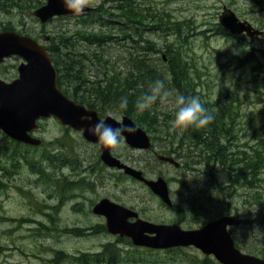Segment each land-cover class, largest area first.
<instances>
[{
  "label": "rangeland",
  "instance_id": "1",
  "mask_svg": "<svg viewBox=\"0 0 264 264\" xmlns=\"http://www.w3.org/2000/svg\"><path fill=\"white\" fill-rule=\"evenodd\" d=\"M29 1L30 6L37 4L39 1L46 2V0ZM101 1L102 0H91L90 7H96ZM139 2L142 3V6L146 4V6L151 7L153 11L157 12L159 15L170 14L173 21H188L184 27L189 26L190 29L185 28L184 30L183 35L185 43H183V50H181L185 53L187 62L189 63L186 67L187 76L194 79L199 85L197 91L202 93L205 101L217 106L221 105L222 108L226 105L224 113L228 111V103H233V108L236 107L241 113L240 122L237 123V121H239L237 118L234 120L236 127L234 132H238L245 142H248L250 145H256L260 142V139L264 140V55L261 53V51H264L263 0H259V2L256 0H149V2L147 0H139ZM226 10H231L241 22L249 24L252 35L245 33V39L242 41L236 40L230 42L225 35L217 34L219 18ZM33 11H35V9L32 8H26L24 11H14L18 17L12 18L15 21L13 25L17 30L23 29L18 26V21H22L26 31L35 39L43 41L45 37L51 38L60 31H65L68 36H71L83 29L82 25L76 22L80 17L70 16L63 17V19L58 18L49 24L42 25L32 16ZM18 12H23L24 15ZM7 16L10 19L11 15ZM88 31L95 33L99 32L98 28L89 29ZM147 37L153 39L159 48H164V45L168 43H176L175 36L164 30L149 32ZM78 47L79 49H87V46L83 47L82 43ZM254 47L257 50L253 49ZM95 50V48H90V52H94ZM243 52L250 53L252 60L246 62L241 68L233 64L228 69V60L230 56H235L233 61L237 56H242L244 58L247 56L248 58V53L243 56ZM104 54H106V58L111 59V62L115 63L119 69L126 66V57L128 55L126 47L123 48L118 45V43L109 44ZM163 56L164 53L154 54L150 52L147 54V58L151 59L149 60V64H154L153 61L159 64V58ZM19 64L20 59H12L7 61L5 65H1L0 71H8L10 73L4 75L0 72V79L7 82H11L15 79L17 77L16 72L10 70L12 67H18ZM159 66H161V64H159ZM172 106V104H159L156 111L168 112L172 109ZM107 116H111L120 122L124 115L109 111L106 112L103 117L105 118ZM153 134L154 133H152V135ZM35 135L37 138L43 140L44 145L48 143L46 148L64 150L75 156L80 155L77 157L81 160L89 158V160L93 161L98 154L97 148L87 144L80 133L70 129L66 130L56 119L43 121L39 129L35 132ZM1 138L2 136L0 135V139ZM49 143L52 144L50 145ZM232 144H234V148H236L235 141H232ZM160 145L161 143H159L158 147ZM162 148L163 147H161V149ZM235 152L236 151L233 153ZM115 153L125 164L135 169H140L139 167L144 164L147 158L144 152L126 146L124 142L123 147ZM40 154L41 152H38V155ZM221 156L222 155L218 153L217 159L219 160ZM205 157V154H203L198 163L201 175H204L211 165L208 166L206 164ZM21 165L22 168L11 178V186L13 187L9 190L0 188V264H43L44 262L37 258H44V255L41 253L43 251H40L39 243L23 232L13 236L9 231H11V228L15 227V225L11 223L9 227L5 222L7 217L13 218L16 219V226L22 227V225L25 224L20 223V220L26 219L27 217L46 221L41 215L39 207H41V211H44L42 202L49 194V192H47L49 187H47L46 184L42 185L38 181V177L30 172L29 165L24 162ZM69 170H71V172H69ZM69 170L65 171L66 175L74 173L71 168ZM147 172L150 178L157 172H161L166 177L173 179L169 184V188L171 191L170 197L176 208H178V206L184 207L189 197L194 193L195 189H193L191 193L182 189L176 181L177 177H180L179 172L166 165L158 166L156 163H152ZM104 174L105 176L101 180L96 181L94 179L93 181H89L93 183V186L83 192L85 197L90 200V205L92 201L97 202L100 199L107 198L129 208L134 207L136 211L141 213L140 218L146 221L167 224L177 219L175 214L162 208L159 199L153 196L148 189H145L140 184L133 182L129 178L126 180L122 178L119 181L114 179L113 176H109L116 175V173L112 174L106 172ZM226 176L229 177V175ZM184 178L188 180L187 184L192 185L189 177L186 176ZM5 179L8 183L9 179L7 176ZM222 185V178L217 175L216 178L209 182L208 191H212L213 193L223 192V190L219 188ZM237 188L240 189L241 186ZM80 191L82 190L78 188L73 193L80 194ZM240 200L241 199L235 198L233 201L237 202ZM81 201L84 202V209L80 205L79 206L83 211H79L77 207H75V204H80V202L69 200L67 204L61 206L57 212H54L55 216H57L58 228H76L79 226L87 228L91 224L96 225V223H102L99 217H94V213L89 214L90 210L86 213L85 208L86 205L89 204L88 200ZM17 221L19 223H17ZM52 226L55 227L54 223H52ZM57 233V240L55 242L48 241L47 246L50 245L48 247L63 251L68 255H78L81 252L95 250L98 249L101 243L116 240L106 235H102L98 238H70L62 236V232L58 230ZM235 234L237 235V233ZM119 243L123 245L129 254L134 252V248L125 244L122 239ZM258 245V243L256 244L254 242L253 237L250 236L246 248H257ZM17 246L24 251H15ZM143 253L147 254L146 257L148 261L137 263L126 262L125 264H187L183 258L184 255H186L187 260L192 262L196 261V258L199 259L198 255L191 252L177 254H166L162 252L159 254V252L155 251L148 253L143 251ZM26 255L36 256L34 259H29ZM155 256H159L165 260H167L168 256H175V260H168L165 263H153L152 260H156ZM63 264L71 263L68 261Z\"/></svg>",
  "mask_w": 264,
  "mask_h": 264
},
{
  "label": "trees",
  "instance_id": "2",
  "mask_svg": "<svg viewBox=\"0 0 264 264\" xmlns=\"http://www.w3.org/2000/svg\"><path fill=\"white\" fill-rule=\"evenodd\" d=\"M147 1L149 2V0ZM256 1L259 2V0ZM29 3V0H0V10H7L12 13L18 10L24 11L26 8L37 9L44 5V2L41 1L33 6H30ZM140 3L139 0H102L89 14L76 20L78 24L82 25V31L71 36H68L65 31H60L46 43L47 51L58 73L57 85L70 99L86 106L88 109L97 110L100 116H104L109 111L128 116L147 133H154L160 138L163 136L165 138L170 137V146L177 148V132L179 129L173 130L170 123L174 119L175 106L173 105L168 112H159L156 111L159 105L157 103L150 110L140 112L136 108V102L138 98L149 92L150 87L157 80L163 81L166 88L178 94H182L180 91L183 88V83L185 86L192 87L191 82L193 79L189 78L186 72L189 63L185 53L181 51L183 50V43H185L184 30L185 28L190 29V27H184L188 21H173L170 14L159 15L151 7L146 6V4L142 6V3ZM6 27L4 31H17L22 35L31 36L24 28L17 30L12 21ZM95 28H98V33L88 31ZM158 30L170 32L175 36L176 43H168L164 45V48H159L153 39L147 37L149 32ZM217 34L228 36V33L224 31L220 24L217 26ZM81 43L83 47L87 46V49H79L78 46ZM114 43H118L123 48L126 47L128 51L126 66H123L122 69H119L104 54L106 47ZM90 48L96 50L90 52ZM150 52L154 54L164 53L165 57L159 58L158 62L161 66L156 64L155 61H153L154 64H149L151 59L147 58V54ZM247 53L243 52V56ZM261 53L264 55V52L261 51ZM247 55L248 58L245 57L247 58L245 62H250L252 60L251 54L248 53ZM235 60H240L239 56ZM192 96H197V94L193 93ZM122 99H127V109L122 110L119 108ZM200 100L214 118L208 126L201 129L207 128L215 131L217 146L220 147L221 133H227L230 130V128H225L224 124L222 125L224 120H227L224 113L226 105L223 108L219 105L217 110H213V105L210 102L203 101L201 97ZM234 110L236 108L233 109V112H235ZM234 120L235 115L232 118L233 122ZM66 130L68 129L66 128ZM0 135L2 136L0 139L1 189L4 190L8 186L3 179L6 176L12 178L22 168L21 164L23 162L29 165L30 172L38 177V181L42 185L46 184L47 187L53 186L54 175L56 174L57 193L62 202L71 200L76 189L88 186V183L83 181L80 183L70 182V178H67L63 173L65 167L74 165V168H76L75 166H78L76 164L77 160L71 157L74 156L73 154H69L64 150L48 149L46 148L48 143L40 148H34L12 141L1 132ZM38 152H41V154L38 155ZM205 156L207 157H205L206 164L209 166L212 164V152L207 151ZM216 160L223 166L228 163L224 158L218 160L217 156ZM248 160L252 166L251 171L237 173L232 167H229L231 175H229L228 180L236 187H240L247 182L250 197L255 202H264L259 193V189L263 188L264 190V179L254 173L259 167L256 163L264 162V150H255L254 156L248 154ZM234 162H236V159H234ZM122 178L126 180L128 177L123 174ZM210 197L208 195L207 200H210ZM60 207L59 205L58 210ZM21 221L27 222L29 220L22 219ZM255 226L264 228V221L260 222L259 220L258 223L256 220ZM58 231L65 234L73 233L75 236L82 234V231L70 230L67 227L64 229L58 228ZM122 241L133 247L128 238H123ZM136 249L131 253L132 256L129 253L123 254L114 247L110 248L109 245L106 250L100 253H81L77 256L68 255L59 250L56 255V264H63L68 261L71 264H125L126 262L148 261L147 254L138 248ZM260 256L264 258V251L260 253ZM155 257L156 260H152L153 263H165L168 260H175V256H168L167 260L159 256Z\"/></svg>",
  "mask_w": 264,
  "mask_h": 264
},
{
  "label": "flooded vegetation",
  "instance_id": "3",
  "mask_svg": "<svg viewBox=\"0 0 264 264\" xmlns=\"http://www.w3.org/2000/svg\"><path fill=\"white\" fill-rule=\"evenodd\" d=\"M4 1H7V0H4ZM15 13L16 12L9 13V11L7 10H0V32L4 31L5 27L8 25L9 22L12 21V24L15 23L14 19L12 18V17H18ZM18 13L21 14L20 12ZM7 15L9 16L11 15L10 17L11 20L9 19ZM5 19H9V20H5ZM18 24H19L18 25L19 27H22V28L25 27V25L23 26L22 21H18ZM24 30L26 31L25 28ZM227 35H228L227 36L228 40L230 42H233L236 40L242 41L243 39H245V33L239 36H232L230 34H227ZM46 38L47 37H45L43 41L39 39H36V40H38L40 44H44L46 47V43L50 40V39L47 40ZM253 49H256V48L254 47ZM12 59H19V58H16V57L10 58V60ZM239 59L240 60L233 61V57L230 56L228 60V69L233 64H236L237 66H240L241 68L246 63L245 61L247 58L239 56ZM10 60L8 59V61ZM6 62L7 60H5L4 63L0 64V66L5 65ZM17 68L18 67L16 66L12 67L10 71L13 70L14 72H16L17 77H18ZM9 73L10 72L6 71V72H2L1 74L8 75ZM191 84H192V87L191 86L188 87L187 85L185 86V84L183 83V88L180 91L182 92V95L192 96V94L194 93V94H197V96H200L205 101L202 93L200 91H197V88L199 87V85L195 82L194 79L192 80ZM211 104L213 105V110H217L219 108V106L214 105L213 103ZM234 108H233V103L231 102L228 103V107H227L228 111L227 113L225 112V115H227V121L224 120V122H228V123H222V124H225L224 127L230 128V130L227 133H224V132L221 133L220 147L217 146L218 142H217L215 131H212L211 129L208 130L207 128L201 129V128H196V127H189L186 130H178L177 148L170 146L171 145L170 139L168 142H165L164 136L161 137L162 138L161 139L160 137H157L155 134L152 135L148 133L153 147L151 146L149 150L141 151V152H144V154H146L147 158L144 164L139 167L140 169H137V170H140L142 173L144 172L145 174L143 173V175L148 180H157L158 178L163 177L167 182H169L168 186L173 179L166 177L161 172H157L156 174L152 175L151 176L152 178L149 177L147 170L149 169L150 165L152 163H156V165L158 166L166 165L169 168L179 172L180 177H177L176 181L180 185V187L182 189L189 191L190 193L193 189H195L193 195L189 197L188 201L186 202L187 204L184 205V207H180V206H178V208H176L175 206L173 208L167 207L161 201L160 198L154 195L151 192V190L147 186H145L144 183L138 182L131 178L129 179L132 180L133 182L140 184L145 189H148V191L153 196L159 199V201L161 202L162 208L175 214L177 216V219L167 224L168 225L178 224L183 231L201 230L211 222L218 221L225 217H232L238 223L234 222L235 224L229 225L227 227V231L234 243L235 248L243 254H249V255L259 257L260 253L264 251V228L262 227L257 228V226H255V223H256V220L258 223H259V220L260 222L264 221V202L263 201L259 203L255 202L250 197L251 195H250V191L247 188V185H248L247 182L243 184L242 185L243 187H241L240 189H238L237 187L232 189V184L228 180L229 177H227L226 175H231L229 171V167H232V169H234L237 173L242 172V171H248V170L251 171L252 166L249 163L248 154L250 156L251 155L254 156L255 150L263 151L264 150V144H263L264 140L260 139L259 140L260 142L258 144L250 145L248 142H245V140L242 139V137H240L238 132L236 133L234 132L236 130V127H235V123L231 120L234 115H235V118H237L238 120L241 118L240 111L236 109L234 110L235 112H233ZM101 118L104 119L103 116H101ZM239 122L240 120L237 121V123ZM232 133H234L233 136H232ZM84 141L87 144L93 145L97 148L98 150L97 157L92 161V160H89V158L87 159L84 158L83 160H81L80 158L77 157L80 155L71 156L72 158L77 160L76 164H78V166H75L76 168H74V165L65 167L63 169L64 170L63 173L65 174V171L71 168L74 173H71L70 175L65 174L67 178H70V182L80 183L81 181H83L84 183H88V186L86 188H81L82 191H80L81 192L80 194L79 193L72 194L71 201L80 202V204L79 203L75 204V207H77L79 211H83L82 208L84 209V202L81 200H88L89 204H87L85 208L86 213L88 212V210H90L89 214H93L94 207L96 206V204H98L103 199H100L97 202L92 201L90 205V200L87 199L85 197V194L83 193L84 190L93 186V183H90L89 181H93L94 179L96 181L101 180L105 176L104 173L106 172H109L112 174L116 173V175H109V176H113L114 179L120 181L124 173L118 169L109 168L102 162L101 160L102 149H101L100 144L99 145L92 144V143L87 142L86 140ZM124 141L125 139L123 138V142ZM232 141H235L236 148H234V144H232ZM159 143H161V145L158 147ZM161 147L163 148L161 149ZM207 151L212 152V164L210 165L209 170L205 172L204 175H201L200 167L198 163L202 155L206 154ZM234 151L236 152L233 153ZM115 152L116 151L111 150L112 156H114L115 158H118L122 163H124L122 159L116 155ZM218 152L220 155H222L221 159L224 158L228 161L227 165L223 166V164H219V161L216 160V156ZM232 153L233 155L231 156ZM160 156H164L167 158H173L175 161L178 162L179 168L176 167L173 163L160 160L159 159ZM234 159H236V162H234ZM256 164H258L259 167H257L256 172L254 171L253 172L257 173L258 177H261L264 179V162H259ZM69 172H71V170H69ZM217 175L218 177L220 176L222 178L223 185L220 186L219 188H221L223 192L213 193L212 191H208V184L212 179L216 178ZM186 176L190 178V182H192V185L187 184L188 180L184 178ZM54 177L55 178L53 180L54 181L53 186L48 188L47 192H49V194L47 197L44 198V201L42 202V205H43L42 207L44 208V211H41V207H39L40 213L45 218L46 221L27 217L25 220H29V221L22 222L20 220V223H24L25 225H22V227H17L16 219L9 218V217L5 219V222L7 223L9 227L11 226V223L15 225V227L11 228V231H9L10 233H12L13 236H16L20 232H23L25 234H28L29 237H31L33 240L39 243L40 251H43L41 253L44 255V258L42 259L40 257H37V258H39L42 262H44L43 264H56V258H57L56 255L59 250H56L55 248H52V247H48L50 245L47 246V242L48 241L55 242L58 238L57 216H55L54 212L58 211L59 205L64 206L65 204L69 202V200L66 202L64 201L62 202V200L59 199V196L57 193L56 174L54 175ZM8 179H9L8 183L5 178L3 179L4 182L8 185L6 187L7 190L13 187L11 186V180H10L11 178H8ZM259 193H260V197L264 199L263 188L261 190L259 189ZM170 194H171V191H170ZM208 195L211 196L210 200H207ZM235 198H238L241 200L234 202L233 200ZM130 209L136 211L134 207H131ZM136 212L140 216L141 213L138 211ZM94 217H98V216L94 215ZM99 219L102 223L99 222V223H96V225L91 224L87 228H84L83 226H79L76 228L67 227L70 230L82 231V234L80 236H75V234L73 233H69V234L61 233V234L62 236H67L70 238H75V237H84V238L96 237L98 238L102 235H106L108 237L111 236L113 239H116L114 241L112 240L106 243H101L98 249L91 250L88 252H81V253H90V254L100 253L101 251L106 250L108 245L110 248L114 247L115 249L119 250L123 254L128 253V251L123 247V245L119 243L122 237L111 235L108 232L107 227H106V219L104 217H99ZM17 223L19 222L17 221ZM52 223H54L55 227L52 226ZM158 224H165V223H158ZM235 233H237V235ZM250 236L253 237V240L256 244L257 243L259 244L257 248H250V249H248V247L246 248V245L249 242ZM136 248L137 247H134L135 250H137ZM138 249L142 251H148V250L154 251L148 248H138ZM17 250L21 252L24 251L20 249L18 246L15 248V251ZM161 252L168 253V254L191 252V253L198 255L199 259L196 258V261L194 262L187 260L186 255H184L183 258L185 259V262L187 264H222L221 262L217 260L215 255H207L194 246L184 247V248H175L171 250H164ZM26 256H28L29 259L31 258L34 259L36 255L34 256L26 255Z\"/></svg>",
  "mask_w": 264,
  "mask_h": 264
},
{
  "label": "water",
  "instance_id": "4",
  "mask_svg": "<svg viewBox=\"0 0 264 264\" xmlns=\"http://www.w3.org/2000/svg\"><path fill=\"white\" fill-rule=\"evenodd\" d=\"M67 10L63 0H47L32 15L42 25L61 17H82ZM219 24L232 36L243 33L252 35L251 27L241 22L231 10H226L219 18ZM47 40L50 37L46 38ZM46 40V41H47ZM19 58L18 77L11 82L0 79V132L12 141L40 148L43 141L33 135L42 120L56 119L61 126L81 132L83 138L93 144H100L98 138L87 129L100 120L96 110L77 104L58 88V73L44 44L36 39L15 31L0 32V64L10 58ZM91 117V122L82 119ZM105 123L113 127L127 125L136 130L124 133L125 143L133 149L149 150L152 146L147 132L130 117H122L121 122L106 117ZM101 160L109 168L123 171L127 176L144 183L151 192L167 206H174L167 181L162 177L148 180L141 171L123 164L112 156L110 149L101 145ZM160 160L175 164L172 158L164 156ZM93 213L106 219V227L114 236L126 237L136 247L152 250H168L194 246L207 255H215L222 264H264V259L237 250L227 231L229 225L238 223L232 217L211 222L201 230L183 231L178 224H157L139 218V214L123 205L103 199L93 209ZM135 219V221H130ZM235 222V223H234Z\"/></svg>",
  "mask_w": 264,
  "mask_h": 264
},
{
  "label": "clouds",
  "instance_id": "5",
  "mask_svg": "<svg viewBox=\"0 0 264 264\" xmlns=\"http://www.w3.org/2000/svg\"><path fill=\"white\" fill-rule=\"evenodd\" d=\"M67 10L75 15L84 14L90 7L91 0H63ZM172 104L175 106L174 119L170 122L173 130H186L189 127L203 128L213 121V116L202 104L199 96H185L166 88L161 80H157L150 87L149 92L136 102V108L140 112L150 110L154 105ZM127 99H122L119 108L127 109ZM82 119L91 122V117ZM136 129L127 125L113 127L100 120L91 124L87 131L98 138V142L105 148L118 151L123 147L124 133H132Z\"/></svg>",
  "mask_w": 264,
  "mask_h": 264
},
{
  "label": "bare ground",
  "instance_id": "6",
  "mask_svg": "<svg viewBox=\"0 0 264 264\" xmlns=\"http://www.w3.org/2000/svg\"><path fill=\"white\" fill-rule=\"evenodd\" d=\"M164 57H165V56H164ZM165 59H166V58H165ZM9 60H10V59H9ZM7 61H8V59H7ZM58 88H59V87H58ZM147 134H148V133H147ZM148 135H149V134H148ZM149 137H150V136H149ZM168 138H170V137H168ZM168 138L166 137L164 141H165V142H168V141H169ZM161 139H162V138H161ZM179 139H180V138H179ZM164 141H163V142H164ZM223 141H224V140H223ZM179 144H180V143H179ZM98 145H99V144H98ZM188 146H190V145H188ZM188 146H187V147H188ZM152 147H153V146H152ZM179 147H180V146H179ZM188 148H189V147H188ZM191 148H192V147H191ZM182 149H183V148H182ZM171 150H172V149H171ZM180 153H181V152H180ZM172 159H173V158H172ZM174 165H175L176 167L179 168V164H178L177 161H176V163H175ZM174 168H175V167H174ZM178 168H177V169H178ZM226 169H227V168H226ZM139 171H140V170H139ZM143 173H144V172H143ZM144 174H145V173H144ZM229 181H230V180H229ZM167 183H169V182H167ZM230 183H231V182H230ZM231 184H232V183H231ZM145 186H146V185H145ZM241 187H242V186H241ZM233 188H236V186H233V184H232V189H233ZM219 192H220V191H219Z\"/></svg>",
  "mask_w": 264,
  "mask_h": 264
}]
</instances>
